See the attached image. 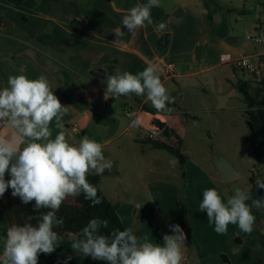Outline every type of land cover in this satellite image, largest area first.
<instances>
[{
    "label": "rangeland",
    "instance_id": "374dc122",
    "mask_svg": "<svg viewBox=\"0 0 264 264\" xmlns=\"http://www.w3.org/2000/svg\"><path fill=\"white\" fill-rule=\"evenodd\" d=\"M139 1L24 0L20 5L1 2L0 15L9 24L0 28V89L7 86L9 76L20 74L21 66L25 67L24 74L29 79L45 75L51 87L53 80L49 78V70L59 68L65 71L68 78L81 86L70 88L67 85L66 94H60L68 107L62 120L66 139L70 144L77 145L87 135L103 145V153L113 161V168L105 170L106 175L101 176L99 187L107 192L110 202L121 207L127 202L122 198L118 203L112 195L117 180L123 181L127 187L131 186V189H139L142 195L138 201L140 213H152L154 217L153 221L148 219L143 224L140 237L147 235L150 242L162 245L163 235H174L170 226L179 224L187 236L182 264H223L213 257L218 252H225L232 264H242V259L249 264H264V208L252 207L255 223L251 233H244L238 225L229 224L226 235L216 233L214 222L208 220L206 211L199 209L203 191L208 188L217 189L224 202L234 195L236 188L251 196L246 201L249 206L252 200L264 202V189H258L255 183L264 180V158L255 157L250 144L244 141L249 134L243 113L245 105L235 86L238 81L244 80L252 81V87H256L262 74L252 75L231 64L216 65L223 54H228L223 43L230 45V37L246 42V35L252 33L258 21L264 19L262 12L256 8L257 3L261 5L264 0H204L206 5L202 0H160L162 13L185 20V23L181 21L171 29L186 31L191 51L189 55L196 63L193 68L196 73L191 77L169 79L163 83L174 97V103L168 104L170 108L187 114L175 113L178 117L175 129L182 135V144L177 142L176 137L172 140L176 150L185 156L183 166L175 155L142 141L144 138L139 126H128L138 108L132 99H145L146 95L133 93L113 97L110 109L106 110L103 101L106 80L89 75V60L100 52L108 51L110 42L115 38L125 43L130 37L144 39L142 28L128 37L114 32L125 16L123 10L131 9ZM124 2L126 9H120ZM87 9L95 14L94 18L87 17ZM83 20L93 21L94 24L86 29V25H81ZM163 22L169 27L167 19ZM148 28L146 23L145 30ZM157 50L160 55L165 54V50ZM175 53H181L179 48ZM118 56L115 66L106 58L102 59L108 66L109 76L115 75L117 70L135 75L150 64L156 66L159 63L147 53L144 55L147 63L132 57L126 62L122 55ZM160 58L163 63H174L172 58ZM157 74L162 81V73L158 71ZM124 103L133 108L128 117L121 110ZM145 103L153 107L147 99ZM113 116L116 118L111 119ZM74 126L77 131L73 130ZM50 128L54 139L60 131L55 120ZM142 133L145 134L143 130ZM216 157L226 159L238 177L220 182L213 165ZM173 158L178 161L175 167L170 164ZM149 166L151 171H148ZM158 182L165 186L162 192L158 191L159 199L152 187ZM66 202L73 203L74 199L69 198ZM139 223L140 220L137 226ZM154 223L156 226L152 227ZM10 226L0 206V255L3 254ZM237 238L241 240L240 244L235 242ZM71 243L68 238L62 237L53 254L72 262L65 264H93L87 256L74 250ZM229 243L234 251L228 250ZM101 262L105 264L107 261ZM38 264L47 262L38 256Z\"/></svg>",
    "mask_w": 264,
    "mask_h": 264
},
{
    "label": "clouds",
    "instance_id": "9594fccd",
    "mask_svg": "<svg viewBox=\"0 0 264 264\" xmlns=\"http://www.w3.org/2000/svg\"><path fill=\"white\" fill-rule=\"evenodd\" d=\"M160 0H147L145 4L132 7L122 19V24L133 33L153 23L151 9L160 7ZM167 25L160 22L155 31L162 32ZM122 34L121 28L114 30ZM21 66L20 74L9 76L7 86L0 89V197L11 188L12 196L19 197L24 204L35 201L34 208L50 209L37 218L34 226L30 221L23 225L13 224L7 230V239L0 264H38V255L55 251L61 235L54 227L63 224L56 213L69 198L81 193L92 204L101 203L98 189L87 177L91 174L103 175L111 171L113 161L103 153V145L84 135L77 145L66 139L63 117L68 107L62 105L54 94L45 75L29 79ZM158 68L150 64L142 72L120 73L106 78L105 99L109 94L114 98L135 94L145 96L157 111H165L167 105L174 103L168 89L161 82ZM55 120L60 131L52 139L51 123ZM141 124L139 118L131 127ZM178 163L172 159L170 164ZM6 172L11 179L5 180ZM256 187L264 189V180H257ZM240 188L226 202L215 188L203 191L200 211H206L208 220L214 222L215 232L226 235L229 224L238 225L240 231L251 233L254 230L255 216L252 207L264 208V202L252 200ZM103 224L108 222L92 219L79 233H69L71 246L84 256L94 260L107 261L108 264H182L187 236L179 224L171 225L174 235L163 236V246L150 242L149 237H137L132 228L116 230L109 238L98 234Z\"/></svg>",
    "mask_w": 264,
    "mask_h": 264
},
{
    "label": "crops",
    "instance_id": "0c3cea01",
    "mask_svg": "<svg viewBox=\"0 0 264 264\" xmlns=\"http://www.w3.org/2000/svg\"><path fill=\"white\" fill-rule=\"evenodd\" d=\"M108 2H111L112 0H107ZM203 1V4L205 5L206 3ZM1 2H6L3 0H0ZM9 3V2H8ZM24 3V1H23ZM22 3V4H23ZM125 3V2H124ZM147 3V0H140L139 3L137 4H145ZM121 8H125L126 9V3L122 5ZM257 9L260 10V5L257 3ZM130 9H126L123 10L124 11V15H127ZM151 18L153 23L151 25H149L148 30L145 27H142L143 31H144V39L139 40L136 39L135 37H130V39L127 41V43L119 41L118 39H114V41H111V45H109V49L108 51L105 52H100L99 54L93 56L90 60V70L96 67H101L103 68L107 75L109 76L110 74L107 72V65H104V63L102 62V59L106 58L107 61H110L111 63H114L112 65H117L116 63L118 62L117 57H119L118 55H122V57L124 58V61L127 62L126 59L132 57L135 60L138 61H142L147 63V59L145 58L146 53L150 56V54L152 55V57L154 59H156L157 61H159V63L156 65V67L158 68V71L161 73L160 68L163 65L162 59L160 57H168V58H172L174 60V74L171 78H166L164 76V79L161 81L162 83H165L167 80L169 79H184V78H188L191 77L192 75H194L195 69H193L196 65L195 62H193L192 58L190 57V53L191 51L189 50V41L186 38V31L185 30H172L171 27L173 25L178 26L179 22H184L183 18L177 20V18L174 15H166L164 13L161 12L160 7H153L151 9ZM168 20L169 22V27H166V29L162 32H157L155 31L156 26L160 23L163 22L165 20ZM0 21L3 23V25L0 28H3L9 24L5 18L0 15ZM122 23V22H121ZM91 24H94L93 21H88V20H83L81 21V25L85 26L86 25V29L90 27ZM121 26V25H120ZM174 27V26H173ZM255 30V26L253 27ZM145 31H149V33H145ZM132 33H130L129 35H123L125 37L130 36ZM164 34L167 36L166 38H164ZM229 43L230 45L223 43L224 48H226L228 50V53H230L231 55L237 56L240 53H253L256 50H259L258 46H255L251 43H249L248 41L246 42H241L239 41L236 37H230L229 38ZM162 49L165 50V54L160 55V51H158L157 49ZM181 53H175L176 50H178ZM102 51V50H101ZM104 51V50H103ZM123 52V53H122ZM145 55V56H144ZM197 57V55H196ZM134 61V60H133ZM218 62V60H217ZM222 65L219 62L216 65ZM186 67V68H185ZM78 75V73H76ZM90 75V74H89ZM49 78L53 80L52 82V90H54V94L59 98L60 102L62 103V105L65 106V99L62 98V96L60 94L64 95L65 90H66V86L69 85L70 88H75L78 87L80 88V84L78 85L73 79L68 78V74L65 71H61L59 68H51L49 70ZM106 80V79H105ZM88 87L86 88V92L88 91ZM69 88V89H70ZM86 95L88 96V94L86 93ZM136 97V96H135ZM109 99H114L111 96H108L107 99H105V97H103V101L105 104V109L109 110L110 109V102ZM145 99H141L139 97H136L134 99H132V101L135 102V104H137L136 101H141V104H137V109L134 112L135 116L134 118L128 123V126L131 125L132 121L140 118L141 120V124L139 125V130L141 133V136L144 138L142 139V141H144L145 143H147L149 140H147L144 137V133H142V130L145 132V130L148 128L149 125H152L153 123H156L157 121H160L162 123H164V125L166 126V128L168 129L167 131H169L170 136L166 137V141L165 143L171 145L174 149H176L175 144H173V139L176 137L177 138V142L182 144V135H180L176 129H175V124L177 123L178 117L175 115V113L180 112L182 114H186V112H182L180 110H174L172 108H170V106H167V109L169 110H165V111H160L156 114H151L145 111L141 110V105L145 104ZM108 102V103H107ZM107 103V105H106ZM149 107V106H148ZM152 108V107H151ZM132 107L129 106V104L124 103L121 107L122 112L125 114V116L128 117V115L126 114L127 111L130 112L132 111ZM143 116V117H141ZM108 118V116H107ZM116 118L115 116L111 117V119ZM78 128L75 127L74 131H77ZM0 131H5L4 129L0 128ZM179 145V144H177ZM185 157V156H184ZM141 168H143V166H141ZM152 167L149 166L148 167V171H151ZM105 173V172H104ZM106 175V173L104 174ZM108 174V173H107ZM111 174V173H109ZM11 179L10 175L8 172H6L5 174V180H9ZM102 183V177L99 183V186ZM163 183L158 182L156 184H153L152 187L155 188L153 190V193L155 195V197L157 199L160 198V196H157L158 191L162 192V189H165L164 185H162ZM167 188V187H166ZM99 189L105 194V196L108 198V194L105 190H103L101 187H99ZM113 193L112 195L114 197H116L118 199V203H120V200L126 199V204H123V206H118V214L122 220V222L124 223V225L126 226V228H132L134 230V234L137 235V237H140L141 235V230H142V226L143 224L147 221L148 219L150 220H154L153 218V214H142L140 213V206L138 204L139 199H141L142 195L140 194L139 189H131V186H126L124 185L123 181H119L117 180L115 185L113 186ZM12 189L9 188L6 192L5 195H9L12 196ZM13 197V196H12ZM123 198V199H122ZM129 199V200H127ZM119 205V204H118ZM127 205V206H124ZM0 206H1V202H0ZM2 209V206H1ZM3 211V209H2ZM145 212V211H144ZM144 216V217H143ZM146 217V219H145ZM134 220V222H133ZM140 223L137 226V221ZM137 226V227H136ZM152 227H155V223L151 224ZM162 236V234H161ZM164 236V235H163ZM153 242V241H151ZM164 244V243H163ZM163 244L161 246H163ZM240 244V243H238ZM228 250H232L234 251L235 248L232 247V245L229 243L228 245ZM215 261H218L223 263V264H232V260L228 257L227 254H225V252H218L217 254H215L214 256ZM219 258V259H218ZM242 264H249L248 261H245L242 259Z\"/></svg>",
    "mask_w": 264,
    "mask_h": 264
},
{
    "label": "trees",
    "instance_id": "16d2710c",
    "mask_svg": "<svg viewBox=\"0 0 264 264\" xmlns=\"http://www.w3.org/2000/svg\"><path fill=\"white\" fill-rule=\"evenodd\" d=\"M3 1L9 2L10 4L20 5L24 0ZM86 15L88 18L95 17V14L89 9L86 10ZM235 86L241 93L245 105L243 113L249 134L244 137V141L250 144L255 157L264 158V73H262V77L257 82L256 87H252V81L244 80L238 81ZM112 100L113 99H109L108 102H111ZM136 102L137 104H141V101ZM141 110L151 114L160 112L154 107L151 108L145 104L141 105ZM156 124L159 126H165L164 123L160 121H157ZM165 134L166 137L170 136L169 131H166ZM147 143H150L155 149L165 150L172 155H175L179 159L181 166L184 165L185 157L171 145L162 141H148ZM101 176L102 175H96L93 173L87 177L88 181L97 187V195L100 197L101 203L94 205L90 200L85 198L83 193H81L78 197L74 198L73 203L65 201L57 211V219H62L63 224L58 227H54V231L60 234L61 237L68 238L70 232L79 233L92 219H99L101 221L106 220L108 222L107 227H104L103 224L101 225L98 231V234L100 235L111 238L112 234L116 230H125L126 226L122 222L117 211L118 204L110 202L105 194L99 189ZM0 202L4 217L10 225H23L28 217H32L30 222L36 226L38 224L37 218L40 217L41 214H46L50 211V209L47 208L35 210V201L24 204L19 197H12L5 194L0 197ZM38 256L45 259L47 264L72 263L69 260L67 261L62 256L53 253H40ZM87 258L93 264H103L101 260H94L91 256H87ZM105 264H108V262Z\"/></svg>",
    "mask_w": 264,
    "mask_h": 264
},
{
    "label": "built area",
    "instance_id": "2783aa9c",
    "mask_svg": "<svg viewBox=\"0 0 264 264\" xmlns=\"http://www.w3.org/2000/svg\"><path fill=\"white\" fill-rule=\"evenodd\" d=\"M260 11L264 15V2L260 5ZM246 41L258 46L259 50L253 53H240L237 56H232L231 54H223L220 57V63L231 64L237 69L248 72L252 75H258L264 73V19L258 21L255 26V30L249 33L245 37ZM161 73L166 78H171L174 74V64L171 62H164L160 68ZM129 116V112L126 113ZM75 130V126L73 127ZM168 129L166 126H159L156 123L148 126L145 130L144 137L149 141H166L165 132Z\"/></svg>",
    "mask_w": 264,
    "mask_h": 264
},
{
    "label": "water",
    "instance_id": "95a60500",
    "mask_svg": "<svg viewBox=\"0 0 264 264\" xmlns=\"http://www.w3.org/2000/svg\"><path fill=\"white\" fill-rule=\"evenodd\" d=\"M2 25L3 23L0 21V27ZM120 28L123 35H129L131 33L122 23ZM166 37L167 36L165 35L164 38ZM89 74L92 77L99 78L101 80H105L107 78L106 71L101 67L91 69ZM213 165L218 172L220 182H228L238 177V173L234 170L233 166L222 157H216L213 161ZM235 242L241 243V240L237 238L235 239Z\"/></svg>",
    "mask_w": 264,
    "mask_h": 264
}]
</instances>
